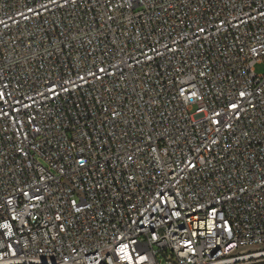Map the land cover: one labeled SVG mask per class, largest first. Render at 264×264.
Listing matches in <instances>:
<instances>
[{"label":"built area","instance_id":"built-area-1","mask_svg":"<svg viewBox=\"0 0 264 264\" xmlns=\"http://www.w3.org/2000/svg\"><path fill=\"white\" fill-rule=\"evenodd\" d=\"M256 65L264 0H0V264L263 261Z\"/></svg>","mask_w":264,"mask_h":264},{"label":"rangeland","instance_id":"rangeland-1","mask_svg":"<svg viewBox=\"0 0 264 264\" xmlns=\"http://www.w3.org/2000/svg\"><path fill=\"white\" fill-rule=\"evenodd\" d=\"M254 70H255V72L257 74H262L264 72V67H263V65H256L254 67ZM255 264H264V260L263 261H259V262L255 263Z\"/></svg>","mask_w":264,"mask_h":264},{"label":"snow or ice","instance_id":"snow-or-ice-1","mask_svg":"<svg viewBox=\"0 0 264 264\" xmlns=\"http://www.w3.org/2000/svg\"><path fill=\"white\" fill-rule=\"evenodd\" d=\"M244 95V93H241V96H243ZM232 107L233 108H236L237 107V105L234 103L233 105H232ZM217 115H219V113H217ZM218 123V122H217Z\"/></svg>","mask_w":264,"mask_h":264}]
</instances>
